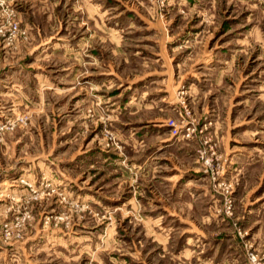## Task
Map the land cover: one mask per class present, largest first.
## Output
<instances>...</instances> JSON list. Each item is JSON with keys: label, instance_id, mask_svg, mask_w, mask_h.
<instances>
[{"label": "rangeland", "instance_id": "rangeland-1", "mask_svg": "<svg viewBox=\"0 0 264 264\" xmlns=\"http://www.w3.org/2000/svg\"><path fill=\"white\" fill-rule=\"evenodd\" d=\"M0 264H264V0H0Z\"/></svg>", "mask_w": 264, "mask_h": 264}]
</instances>
